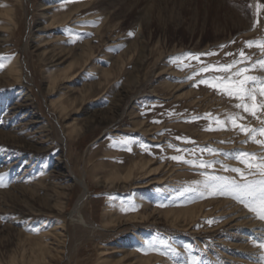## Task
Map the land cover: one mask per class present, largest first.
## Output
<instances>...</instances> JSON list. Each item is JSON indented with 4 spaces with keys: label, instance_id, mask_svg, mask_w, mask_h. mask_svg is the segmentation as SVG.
Returning <instances> with one entry per match:
<instances>
[{
    "label": "rangeland",
    "instance_id": "rangeland-1",
    "mask_svg": "<svg viewBox=\"0 0 264 264\" xmlns=\"http://www.w3.org/2000/svg\"><path fill=\"white\" fill-rule=\"evenodd\" d=\"M260 41L264 0H0V105L17 114L8 125L0 117L8 133L0 136V264L15 256L19 264L23 247L58 225L66 241L49 264H251L236 247L244 230L231 217L259 216L202 182L205 172L259 178L235 157L255 153L248 159L258 163L264 145L227 117L259 129L264 109L254 117L210 85L213 77L237 79L241 68L264 78ZM233 60L241 62L225 71ZM250 86L255 100L245 103H264L260 86ZM151 240L175 251H145Z\"/></svg>",
    "mask_w": 264,
    "mask_h": 264
},
{
    "label": "snow or ice",
    "instance_id": "snow-or-ice-1",
    "mask_svg": "<svg viewBox=\"0 0 264 264\" xmlns=\"http://www.w3.org/2000/svg\"><path fill=\"white\" fill-rule=\"evenodd\" d=\"M71 31V30H69ZM129 35H133V33H129ZM69 42L75 43L76 39H72ZM249 47L253 46V41L246 42ZM256 46L264 50V41H260L256 43ZM224 47V46H221ZM215 53H206V54H200V55H214ZM188 56H192L191 53L187 54ZM228 55H232L231 53H228ZM240 56L243 59H250V57H245L243 50L240 51ZM239 60H233V62L229 65L222 66L225 71L233 68L236 64L240 63ZM259 64L262 68H264V59H261L256 62ZM3 67V64H0V68ZM209 67L214 66H208L205 68L200 69V71H208ZM254 68L255 65H252ZM250 71L248 68H241L236 73H234V76L237 77V79H233V77H229L228 81H225L219 77H213V80H215V83H212L210 86L213 88H219L224 93H226L230 97H236L240 103L236 105L238 108H243L245 112H250L254 117L256 116L257 109H264V103H261L259 106L255 103L249 105L245 103V99L250 98L253 101L255 100L254 93L257 91L255 87H251L250 85H259V92L261 95H264V78L248 75L247 72ZM191 79V77H189ZM230 81V82H229ZM199 83H205L207 84V80H200ZM211 115V114H206ZM259 118V117H257ZM195 119V117L193 118ZM216 122L220 126H224L225 121L220 120L218 117L215 118ZM242 119V117L239 114H232L227 117V120L231 122V125L233 128L239 127L241 132H251L253 142L259 143L261 145H264V140H256L255 136L256 134L264 135V122H262V127L259 129H249L244 124H239L238 121ZM214 130V129H209ZM179 139V138H178ZM122 143L125 146H128L132 143L130 139H125L122 141ZM128 151H131V147L127 148ZM208 151H213L212 149H208ZM255 153H245L240 152L235 158L237 160H241L243 163L248 165V168L250 169L249 175H256V169L259 170V178L257 179H244L243 181H237L234 178L231 177H222V176H214L209 175L207 172H205V179L202 182L206 189H211L210 194H227L233 196L235 199L240 201L241 203H246L248 206H250L251 210L253 212H256L257 215L261 220H264V157L259 159L258 163H251L249 161V157L255 156ZM173 160H182L183 157L181 156H173L171 157ZM189 164L196 163L195 161H186ZM199 166L202 168L207 169L208 167L212 166V162H206V161H200ZM231 171L239 173L241 176H244V170L240 168H232ZM2 175H0V186H3L2 184ZM165 248L164 252H161V254H166L168 250L175 251V249H171V246L167 244L166 241L163 240H151V241H145L144 242V250L145 251H159L161 247ZM259 246L261 248H264V241H261ZM264 259V257H262Z\"/></svg>",
    "mask_w": 264,
    "mask_h": 264
},
{
    "label": "bare ground",
    "instance_id": "bare-ground-1",
    "mask_svg": "<svg viewBox=\"0 0 264 264\" xmlns=\"http://www.w3.org/2000/svg\"><path fill=\"white\" fill-rule=\"evenodd\" d=\"M90 1L91 0H87V2H90ZM50 8H51L50 6L46 7V11L43 12V14L45 16H48V14L50 13ZM55 15L57 16V13ZM7 16L10 19L9 23L14 21L11 9H9L7 11ZM77 17H75V18H77ZM52 23L54 24L55 22H52ZM94 53H95L94 50L91 49L90 53L85 52L83 56L88 57V59H89L90 57H92V55H94ZM52 57L54 58L55 56L52 55ZM16 66H18L17 61H14V60L10 61V67L13 68ZM18 72L21 75L20 70H18ZM55 76H56V74L53 71H51L50 77L55 78ZM65 76H67V74H65ZM11 114H13V116L17 115V114H15L14 111H12L11 107L4 106L3 104L0 105V117H7L8 118L7 125L9 123L10 118H12ZM2 123L3 122L0 121V126H2V127H0V136L8 135L7 131H5L3 128V127H7V125H1ZM25 124H27V123H24V125ZM20 125H23V124L21 123ZM33 128L34 127L32 126L31 130ZM81 130H82L81 128H74L73 132L79 133ZM80 182L83 184V187H84L85 185H84L83 181H80ZM86 193H87V190L84 188V192L79 196L78 200L76 201V203L74 205L73 214L79 212V209L83 204V200L85 198ZM48 206L50 208L54 207L50 204L49 201H48ZM79 219L81 222L86 224L85 218L82 216V214H81V216H79ZM231 221L236 222L234 225L235 226H241V228L244 230V235H242L243 236L242 241L244 242V245L243 244L242 245H239V244L236 245V247L238 249H240L241 251L244 252V253H242L241 256L242 257H248L249 263L251 262V264H264V262L262 261V256L259 255V254H264V251L260 252V250L262 248L258 247L254 244L257 241L259 242L260 240L264 239V221L261 219L256 220L252 216V213L245 211V210L240 211L237 215L231 217ZM57 228H60V231L54 232L56 230H53L54 233L50 235V236H52L51 238H50V236L44 237L41 235V236H39L38 239L32 240L28 248H27V246L23 247V254L21 251L22 256H21V259L19 261V264H49V258L53 257V254H55L56 252L61 251V249H62L61 247H63V245L65 244V241H66L64 238V232H63L64 227H62V225H58ZM27 236H29V235H27ZM48 239H50V240H48ZM253 240H256V241H253ZM26 241H27V239H26ZM21 243H22V241H21ZM256 251L258 253H256ZM238 254H240V252H238ZM54 256H56V254ZM15 257L17 258V256H15ZM16 258L11 259L12 264H18L19 259L17 260Z\"/></svg>",
    "mask_w": 264,
    "mask_h": 264
}]
</instances>
